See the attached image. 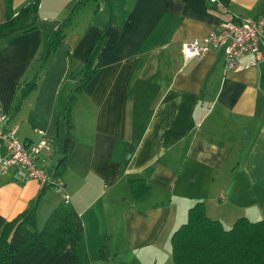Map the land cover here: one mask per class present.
Here are the masks:
<instances>
[{
	"label": "crops",
	"instance_id": "1",
	"mask_svg": "<svg viewBox=\"0 0 264 264\" xmlns=\"http://www.w3.org/2000/svg\"><path fill=\"white\" fill-rule=\"evenodd\" d=\"M75 2L40 0V29L0 41L7 125L21 130L22 140H37L42 130L55 142L61 82L102 35L97 69L70 110L75 141L59 175L63 192L44 189L36 222L43 224L66 194L81 218L89 261L105 241L100 258L108 262L167 251L166 235L168 242L195 202L225 228L239 217L264 218V60L232 72L219 50L189 60L181 52L224 21L264 15V0H84L81 19L34 91L36 102L26 96L16 109L17 83L30 77L33 59ZM4 17L0 0V22ZM47 162L52 170L56 163ZM129 178L143 179L146 194L133 198ZM40 190L14 169L2 174L0 229Z\"/></svg>",
	"mask_w": 264,
	"mask_h": 264
},
{
	"label": "trees",
	"instance_id": "2",
	"mask_svg": "<svg viewBox=\"0 0 264 264\" xmlns=\"http://www.w3.org/2000/svg\"><path fill=\"white\" fill-rule=\"evenodd\" d=\"M83 1L77 0L64 19L50 31L47 50L33 59V76L36 77L39 72L44 74L50 68L76 22L75 15ZM12 3L13 0H4L5 17L0 22V41L40 29V0H28L17 9H13ZM101 42L102 35L95 39L75 77L70 78L73 88L68 89L67 82H64L55 96V124L61 121L65 127L61 156L52 169L55 175L62 173L74 147L70 110L75 94L97 69ZM26 81L16 85V109L37 86L36 80ZM132 150L133 146H130L128 152ZM128 186L133 198L142 197L149 189L141 178H129ZM47 187L42 186L25 209L0 229V264H89L81 218L68 201L55 206L44 223L37 226V205ZM104 246L105 241L99 249L100 257L103 256ZM170 248L173 264H264V218L251 221L239 217L229 228H225L207 215L202 202H195L188 208L185 221L172 232Z\"/></svg>",
	"mask_w": 264,
	"mask_h": 264
},
{
	"label": "built area",
	"instance_id": "3",
	"mask_svg": "<svg viewBox=\"0 0 264 264\" xmlns=\"http://www.w3.org/2000/svg\"><path fill=\"white\" fill-rule=\"evenodd\" d=\"M210 50L221 52L222 66L227 71L256 66L264 60V15L224 21L200 39L183 43L181 52L184 59L189 60L202 57ZM245 56L250 59L243 61ZM16 134L17 127L7 125L0 105V176L14 169L24 179H34L41 187H53L62 193L63 183L49 170L47 162L53 155V138L42 130H37L39 137L35 141H19ZM63 201H68L66 194Z\"/></svg>",
	"mask_w": 264,
	"mask_h": 264
},
{
	"label": "rangeland",
	"instance_id": "4",
	"mask_svg": "<svg viewBox=\"0 0 264 264\" xmlns=\"http://www.w3.org/2000/svg\"><path fill=\"white\" fill-rule=\"evenodd\" d=\"M80 8L78 9V11H77V13L75 15V19L74 20H78V19L80 20L81 19L82 13L79 11ZM68 11L65 13L64 16H66V14L68 13ZM54 59H55V57H54ZM51 67H52V65H51ZM34 72H35V69L33 68L30 77L27 78V81H26V82H29L31 80L32 81L36 80V82H37V86L34 89H32V91H30L27 94L28 99L30 101H32V102L33 101L36 102V94H35L36 92H34V91L39 87L41 81L43 80V78L45 76V73L43 74V72H41V73L39 72V75L37 73V76L35 77V76H33L34 75ZM72 72L73 71H69L68 76H66L65 79L61 82V84H63L64 82H67V88L68 89H69V87L73 88L72 87V83L69 80H70L71 77H75V73L76 72L75 71L73 73ZM49 75H50V72L47 73L46 77H49ZM44 81H45V78H44ZM44 87H45V85L43 86L42 89H44ZM32 92H33V94H31ZM70 122H71V120H70ZM58 125H59V137H56L55 136L56 137L55 142H54L55 143V153H53V155L51 157V161L53 163H56L57 162V160H58L57 156H59V154L62 152V145H63L64 135H65V127H64V124L58 122ZM20 132H21V130H18L17 131V134H16V138L19 141L22 140L21 139L22 137H19V133ZM71 133H72V129H71ZM72 136H73V133H72ZM73 139H74V137H73ZM74 141H75V139H74ZM66 163H67V161L65 162V164ZM36 224L38 226H40L42 223H39V222L37 223L36 222ZM164 234H165V231H164L163 235ZM170 236L171 235H169V239H168V242H167V238L168 237L166 235L167 251H166V247L165 246L159 247L160 254L157 257H152V258H132V257L126 256V257H122V258H117L115 260H110L109 259L108 262H107L108 259L105 260V259H101L99 257L100 259L97 258V260L96 259H91V261H89V263L90 264H173L172 259H171Z\"/></svg>",
	"mask_w": 264,
	"mask_h": 264
}]
</instances>
